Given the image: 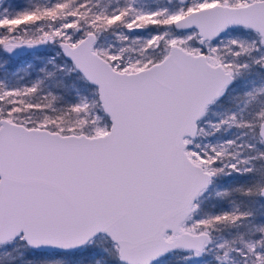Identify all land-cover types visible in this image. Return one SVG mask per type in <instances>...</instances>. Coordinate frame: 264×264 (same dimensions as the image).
Instances as JSON below:
<instances>
[{
	"label": "snow or ice",
	"instance_id": "6c2138e0",
	"mask_svg": "<svg viewBox=\"0 0 264 264\" xmlns=\"http://www.w3.org/2000/svg\"><path fill=\"white\" fill-rule=\"evenodd\" d=\"M0 264H264V0H0Z\"/></svg>",
	"mask_w": 264,
	"mask_h": 264
}]
</instances>
